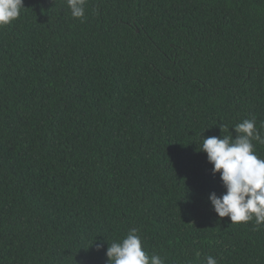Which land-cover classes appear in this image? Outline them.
I'll return each mask as SVG.
<instances>
[{
	"label": "trees",
	"instance_id": "trees-1",
	"mask_svg": "<svg viewBox=\"0 0 264 264\" xmlns=\"http://www.w3.org/2000/svg\"><path fill=\"white\" fill-rule=\"evenodd\" d=\"M24 6L0 28V264H108L133 227L165 264H264L199 150L264 126V0Z\"/></svg>",
	"mask_w": 264,
	"mask_h": 264
},
{
	"label": "clouds",
	"instance_id": "clouds-1",
	"mask_svg": "<svg viewBox=\"0 0 264 264\" xmlns=\"http://www.w3.org/2000/svg\"><path fill=\"white\" fill-rule=\"evenodd\" d=\"M86 4L87 0H67L71 17L84 22ZM24 7V0H0V28L18 19ZM220 126L223 132L224 126ZM233 128L237 135L204 136L199 146L213 165L212 173H219L226 189L222 195L213 191L208 198L220 218L230 217L231 224L254 221L255 230H259L264 225V157L256 153L253 141L264 144V126L257 127L253 116ZM96 247L103 248V243L96 244ZM106 255L108 264H165L161 255L147 252L140 230L135 227L122 241L109 243ZM206 264L219 262L208 256Z\"/></svg>",
	"mask_w": 264,
	"mask_h": 264
}]
</instances>
